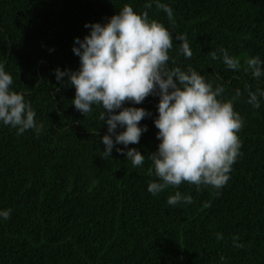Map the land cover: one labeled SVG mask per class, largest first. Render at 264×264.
Wrapping results in <instances>:
<instances>
[{"label":"trees","instance_id":"1","mask_svg":"<svg viewBox=\"0 0 264 264\" xmlns=\"http://www.w3.org/2000/svg\"><path fill=\"white\" fill-rule=\"evenodd\" d=\"M156 2L0 0V63L43 126L17 135L0 122V211L11 209L9 219L0 217V264H264V97L258 109L247 103L249 91H264V74L245 71L247 58L264 62V0H159L172 8L174 24ZM124 4L173 34L169 68L191 66L214 88L223 85L221 99L240 90L234 108L243 120L241 155L222 189L182 183L153 196L147 189L157 178L148 175L147 157L160 143L159 97L125 105L152 113L140 123L147 127L140 142L128 146L145 156L133 167L115 147L104 157L102 107L84 116L71 103L67 78L56 81L55 69H79L72 48L90 33L84 25L106 23ZM177 35L187 37L191 59ZM220 48L240 58L239 70L223 64ZM176 191L193 202L168 205Z\"/></svg>","mask_w":264,"mask_h":264},{"label":"clouds","instance_id":"2","mask_svg":"<svg viewBox=\"0 0 264 264\" xmlns=\"http://www.w3.org/2000/svg\"><path fill=\"white\" fill-rule=\"evenodd\" d=\"M152 3H146L150 9ZM156 8L167 14L174 24L173 10L166 4L156 2ZM90 33L83 40L75 38L72 52L79 57L77 71L55 69L56 81L67 83L75 89L71 103L84 116L93 105L102 107L98 119L107 125V134L102 137L104 157H111L113 148L131 161L133 167L142 166L145 156L136 148L147 127L140 123L152 113L142 107H125L126 104L140 105L149 96H158V116L154 119L158 129L156 139L160 141L156 152L147 158L152 162L148 175L157 179L148 185L153 196L168 187L178 188L182 183L211 186L222 189L230 179L233 164L239 155L242 142L238 133L243 120L234 108L235 98L241 95L236 90L232 99H221L223 85L215 88L203 75L191 66L169 68L173 34L148 12L138 14L130 4H124L118 14L106 23L85 24ZM180 52L187 59L193 53L185 35H177ZM223 64L231 70H239L240 58L230 56L224 48L219 49ZM218 59L216 51L209 53ZM175 64V61H172ZM245 71L251 70L253 77L264 74V62L259 56L247 58ZM13 77L0 63V122L17 129V135L43 127L36 124V112L25 101L22 93L11 89ZM250 105L258 109L264 91L248 92ZM118 127L123 129L117 132ZM114 137V139H113ZM123 145L124 148L116 147ZM126 149V151H125ZM191 204L192 197L180 191L170 195L167 204ZM11 209L0 211V217L10 218ZM217 239H223L217 234ZM239 237H234V245ZM221 260L224 257L221 256Z\"/></svg>","mask_w":264,"mask_h":264}]
</instances>
